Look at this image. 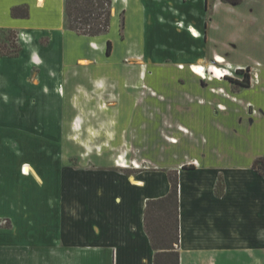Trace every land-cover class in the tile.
<instances>
[{
    "label": "crops",
    "instance_id": "crops-1",
    "mask_svg": "<svg viewBox=\"0 0 264 264\" xmlns=\"http://www.w3.org/2000/svg\"><path fill=\"white\" fill-rule=\"evenodd\" d=\"M205 1L112 0L108 32L88 36L66 27L64 0H0V36L16 32L22 48L14 57L0 53V88L15 85L17 63L31 70L43 66L44 50L54 62L59 55L72 61L68 60V68L36 70L39 77L52 79L42 82L41 88L62 100L59 116L65 121L62 129L57 124L62 135H53L55 130L47 128L54 142L49 139L43 149L55 179L48 181L47 195L40 201L43 210L34 201L43 184L38 163L21 160L8 170L0 148V187L3 172H12L21 180L16 199L23 203L11 216L6 210L7 196L0 191V218L11 222L7 228L0 227V264H154L144 208L147 200L168 193L171 170L178 174V264H264V178L251 167L256 157L264 155L252 156L245 163L215 162L197 151L184 156L178 148L166 147L173 137L171 129L187 126L172 116V100L186 102L183 96L170 97L175 93L170 88L183 85L177 82L179 74L197 86L198 75L189 65L203 66L194 62L200 60L204 47ZM18 5L26 6L27 17L11 16V8ZM45 36L48 43L43 45L40 39ZM98 37L94 48L92 42ZM107 39L112 41L110 54L105 53ZM214 55L221 58L217 52ZM127 57H144L154 62L153 67L125 62ZM78 60V67L72 64ZM87 60L91 63L83 65ZM99 61L111 66L98 70L94 66ZM147 69L152 70L146 73ZM18 78L21 85L34 88L22 76ZM61 81L66 90L63 96L56 93ZM144 85L156 88L163 97L155 99L147 92L136 96L134 88ZM208 85L210 93L226 97L217 89L219 85ZM76 86L117 94L115 100L102 97L108 110L101 121L109 127L110 144L92 148L88 156L84 145L60 143V137L70 138V130L66 134L74 122L72 105L83 100L101 104L92 96L72 98L70 88ZM0 95L7 98L2 91ZM14 102L21 105L22 94ZM215 108L225 105L216 101ZM77 114L79 120L86 118L81 109ZM72 153H79L76 160L71 159ZM119 155L134 160L136 166L130 161L119 164ZM191 162L193 166L186 167ZM218 182L220 194L216 192Z\"/></svg>",
    "mask_w": 264,
    "mask_h": 264
},
{
    "label": "rangeland",
    "instance_id": "rangeland-1",
    "mask_svg": "<svg viewBox=\"0 0 264 264\" xmlns=\"http://www.w3.org/2000/svg\"><path fill=\"white\" fill-rule=\"evenodd\" d=\"M203 16L205 26L202 29L204 47L201 51L200 60L194 63L202 64L205 74L202 76L197 74V86L191 83L192 80L188 79L186 81L183 75L177 74V82L183 85L179 89L172 86L170 89L175 93L170 94V97L183 96L182 99H185L186 104L183 105L182 101L179 100H172L175 102L172 104V116L187 126H185L186 129L181 128V130L171 129L172 134L170 135L175 138L169 137L171 142H166V147L178 148L180 155L184 154V156L197 151L204 158L213 159L215 162L245 163L252 156L264 155V0H240L237 3L223 0H206ZM121 17L122 13L120 12V32ZM177 23L180 26L183 22L177 21ZM4 36V38L0 36V53L8 57L18 56L22 48L16 32L4 33ZM99 40L100 37L95 38L92 47L97 48ZM107 40L111 42V53L112 41ZM40 42L43 45L47 44L48 38L46 36L42 37ZM83 43L81 46L84 45ZM216 52L221 55L220 60L214 58ZM41 55L45 59L43 66L31 70L17 63L19 72L15 73L13 81L15 85L10 86L8 84V86L4 85L0 88V91L7 95L6 99L0 98V148L4 150L3 156L7 163L5 168L8 170H12L13 164L21 160L38 163L37 166L39 167L43 186L39 185V191H37L34 201L37 202L36 205L39 206L40 210H43L45 207L40 201L47 195L48 181L52 177L55 179L54 170L50 167V160H47V154L43 149L48 147L49 139H51L47 135L50 131L47 128L52 127L55 130L53 135H62V131H59L57 124L59 122L60 129H62L65 121L61 119V115L59 116L63 109L62 100L57 98L54 92L44 91L41 88L42 82H48L52 79L48 80L47 75L39 77V72H36V70L40 68L39 71L42 72L47 70L49 66L52 68L58 66L68 68L72 61L70 57L59 55L58 58H55L58 59L57 64V62H54L55 60L49 59L50 56L46 50ZM124 61L138 63L139 65L149 64L150 67H153L151 63H154L144 57H127ZM180 62L178 66H182ZM89 63L91 62L87 60L83 61L82 64L86 66ZM72 64L78 67L80 60ZM94 65L92 64V66ZM211 65L230 66V73L217 79L209 71ZM110 66L101 61L98 66L95 65L94 67H99L98 70L104 71ZM240 68L242 72H238ZM149 70L152 69H147L146 73ZM244 74H247L248 85L240 83ZM18 75L26 79L29 84H33L34 88L29 85H21ZM32 78L37 79L38 82L32 83ZM208 83L219 85L217 89L226 97L210 93L207 88V86L209 87ZM57 85L56 93L63 96L66 90L62 81L58 82ZM51 87L49 88L51 89ZM134 89L137 91L136 96L139 97L145 96L146 92L151 96H156L155 99L162 95L156 88L148 85L135 87ZM70 90L72 98L80 95L83 97L92 96L96 97V101H100L101 104L97 102L85 104L88 101L83 100L80 105H72V112L75 113L72 117L74 122H72L70 128L68 122L66 123V127H68L66 135L69 134L70 130V138L60 137L62 139L60 143L70 142L73 146L78 147L84 145L88 151L95 147L109 145L111 140L109 127H106L104 121H101L106 110H108V106L104 104L102 97L106 95L115 100L117 94H111L110 92L103 94L101 88L94 86L87 90L76 86L71 87ZM188 93H191V96H188ZM21 94L23 102L18 106L15 104L14 98ZM207 99L212 100L211 105L205 101ZM216 101H221L225 108H215ZM217 107L223 108V105L217 104ZM80 109L86 118L81 117L79 120L77 112ZM155 113L159 114V112ZM58 117H60V120ZM52 139L51 141L54 142ZM89 154L90 151L86 155ZM78 155L79 153H72L71 159L76 160ZM118 159V163L121 165H126L130 161L129 164L136 166L135 161L129 160V158L121 159V155H119ZM189 164L193 165L194 163ZM189 164H186V166ZM2 176L3 182H1L0 191L7 196L9 210H6L12 216L14 209L22 208L23 205L20 200L16 199L20 194L18 190L21 180L16 175L13 176L12 172H3ZM10 225L9 219L0 218V227L7 228Z\"/></svg>",
    "mask_w": 264,
    "mask_h": 264
},
{
    "label": "trees",
    "instance_id": "trees-1",
    "mask_svg": "<svg viewBox=\"0 0 264 264\" xmlns=\"http://www.w3.org/2000/svg\"><path fill=\"white\" fill-rule=\"evenodd\" d=\"M237 3L240 0H223ZM112 0H64V20L68 29L78 35L97 36L106 34L110 26ZM12 17H27L26 6H13ZM111 42L106 41V53L109 54ZM238 72H242L239 69ZM248 85L247 74L240 82ZM185 166V165H183ZM189 164L188 167H192ZM187 167V166H186ZM252 169L264 178V156L256 157ZM170 190L159 198L149 199L144 208V228L154 249V264H178V174L177 170L168 172ZM216 187L217 194L221 187Z\"/></svg>",
    "mask_w": 264,
    "mask_h": 264
},
{
    "label": "clouds",
    "instance_id": "clouds-1",
    "mask_svg": "<svg viewBox=\"0 0 264 264\" xmlns=\"http://www.w3.org/2000/svg\"><path fill=\"white\" fill-rule=\"evenodd\" d=\"M192 71L197 72L200 75H204V72L201 71V69L198 67H193ZM209 71L212 72L217 79H219L222 75L225 74V72L223 70L217 69V68L211 67V66H209ZM209 79H211V77H209ZM100 86H102V85H100Z\"/></svg>",
    "mask_w": 264,
    "mask_h": 264
},
{
    "label": "built area",
    "instance_id": "built-area-1",
    "mask_svg": "<svg viewBox=\"0 0 264 264\" xmlns=\"http://www.w3.org/2000/svg\"><path fill=\"white\" fill-rule=\"evenodd\" d=\"M190 67H191V69H192L193 66L191 65ZM211 67H215V68H217V69H221V70H223V71L225 72V74L222 75L221 77H223V76L227 75L228 73H230V67H229V66H227V67H221V66L211 65ZM240 69H241V68H240Z\"/></svg>",
    "mask_w": 264,
    "mask_h": 264
},
{
    "label": "bare ground",
    "instance_id": "bare-ground-1",
    "mask_svg": "<svg viewBox=\"0 0 264 264\" xmlns=\"http://www.w3.org/2000/svg\"><path fill=\"white\" fill-rule=\"evenodd\" d=\"M189 28L191 29V30H193L194 31V29H193V27L192 26H189ZM214 58L216 59V56H214ZM193 67H201L202 68V71L204 72L205 70H204V66H201V65H192ZM192 67V68H193ZM205 73V72H204Z\"/></svg>",
    "mask_w": 264,
    "mask_h": 264
},
{
    "label": "snow or ice",
    "instance_id": "snow-or-ice-1",
    "mask_svg": "<svg viewBox=\"0 0 264 264\" xmlns=\"http://www.w3.org/2000/svg\"><path fill=\"white\" fill-rule=\"evenodd\" d=\"M216 59H217V60H220L221 58L218 56V57H216ZM198 68H200L201 71H202V68H201V67H198ZM195 73H197V72H195Z\"/></svg>",
    "mask_w": 264,
    "mask_h": 264
},
{
    "label": "flooded vegetation",
    "instance_id": "flooded-vegetation-1",
    "mask_svg": "<svg viewBox=\"0 0 264 264\" xmlns=\"http://www.w3.org/2000/svg\"><path fill=\"white\" fill-rule=\"evenodd\" d=\"M196 74H198V73H196ZM205 74V73H204ZM202 76V75H201Z\"/></svg>",
    "mask_w": 264,
    "mask_h": 264
}]
</instances>
